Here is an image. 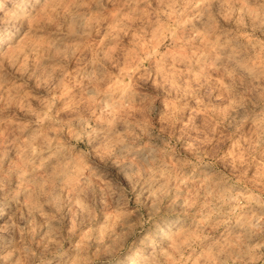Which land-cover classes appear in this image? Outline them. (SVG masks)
I'll return each mask as SVG.
<instances>
[{
  "label": "clouds",
  "instance_id": "clouds-1",
  "mask_svg": "<svg viewBox=\"0 0 264 264\" xmlns=\"http://www.w3.org/2000/svg\"><path fill=\"white\" fill-rule=\"evenodd\" d=\"M0 264H264V0H0Z\"/></svg>",
  "mask_w": 264,
  "mask_h": 264
}]
</instances>
